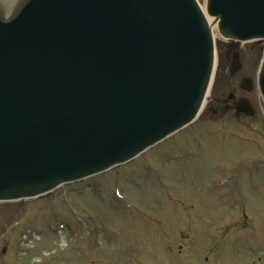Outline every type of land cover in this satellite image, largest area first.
Masks as SVG:
<instances>
[{"label":"water","instance_id":"water-1","mask_svg":"<svg viewBox=\"0 0 264 264\" xmlns=\"http://www.w3.org/2000/svg\"><path fill=\"white\" fill-rule=\"evenodd\" d=\"M208 5L223 20L250 17L234 22L246 25L242 35L264 33V1ZM48 6L67 9L46 22ZM227 25L218 24L224 37L234 35ZM211 33L193 0H0V125L12 109L25 134L0 198L124 161L192 119L211 72ZM259 79L264 95V62ZM56 119L76 120L59 128Z\"/></svg>","mask_w":264,"mask_h":264},{"label":"rangeland","instance_id":"rangeland-1","mask_svg":"<svg viewBox=\"0 0 264 264\" xmlns=\"http://www.w3.org/2000/svg\"><path fill=\"white\" fill-rule=\"evenodd\" d=\"M257 66L258 60L248 66L253 78ZM218 74L217 85L239 78ZM245 95L257 101L264 117L256 88ZM260 121L238 125L233 119L201 118L195 123L206 128L196 133L192 125L178 135L182 138L159 144L133 165L70 184L64 198L61 187L25 201L24 212L16 215L20 202L0 203V250L10 249L5 256L0 252V264H118L117 258L119 264H264V161L258 160L264 145L230 133L238 126L261 138ZM169 149L180 155L167 154ZM143 161L152 167L147 170ZM229 177L236 179L230 184L237 183V189L220 191ZM210 186L215 193L207 195ZM93 228L101 237L89 245ZM26 229L28 238L17 244ZM34 231L45 236L38 240ZM57 243L67 250L56 249ZM18 247L33 250L18 253ZM36 252L42 258L33 262Z\"/></svg>","mask_w":264,"mask_h":264}]
</instances>
